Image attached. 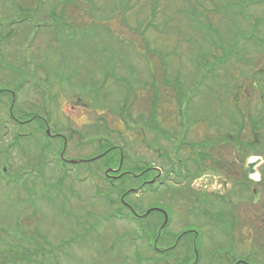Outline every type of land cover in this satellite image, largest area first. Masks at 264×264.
Instances as JSON below:
<instances>
[{
    "label": "rangeland",
    "instance_id": "374dc122",
    "mask_svg": "<svg viewBox=\"0 0 264 264\" xmlns=\"http://www.w3.org/2000/svg\"><path fill=\"white\" fill-rule=\"evenodd\" d=\"M1 1L0 90L17 89L13 110L27 123H15L11 95H0V171L19 170L25 161L18 159L34 158L38 166L58 158L57 142L39 130L43 119L51 133L62 128L71 136L66 159H93L75 162L77 169L67 163L65 172L51 161L18 183L0 175L3 256V247L44 244L51 256L38 254L29 264H264V246L221 221V207L209 205L202 216L186 198L189 189H214L220 141L244 129L247 113L236 112L233 95H252L253 114L264 93V0H11L23 10L14 21ZM203 141L214 142L204 162L197 159L204 149L188 146ZM106 142L117 152L100 149ZM123 155L132 175L157 168L167 184L129 192L139 179L111 183L108 169ZM127 206L140 219L132 220ZM150 208L167 213L162 230L159 215L141 217ZM190 229L199 232L195 243L184 236ZM170 245L163 256L154 252Z\"/></svg>",
    "mask_w": 264,
    "mask_h": 264
},
{
    "label": "flooded vegetation",
    "instance_id": "af4514ba",
    "mask_svg": "<svg viewBox=\"0 0 264 264\" xmlns=\"http://www.w3.org/2000/svg\"><path fill=\"white\" fill-rule=\"evenodd\" d=\"M2 90L12 95V97L17 93L16 89ZM259 95L261 100H258L255 104V110L253 114H251L250 112V102L252 101L250 99L252 95H233V97L235 98L233 106L236 112L240 114L247 113L248 120H244L246 123L244 125V129L242 128L239 134H237V132V136L233 138L231 137V135H228V137H225L224 140L221 141V146H223L224 148L221 151V161L217 162V171H219L217 177L218 186L215 189L209 190L207 192L201 190V195H199L197 191L189 189L187 190L186 198H188V200L192 204L193 211L197 210V212L199 213V210H201V215L203 213V210H207L206 207L209 205H213L215 208L221 207V211H219L221 214H223V216H221V221H227L231 228H233L234 230H238L239 236L243 237L245 241L251 243L253 242L252 245H255V243L257 242L259 245L264 246V132L261 131V129H264V93H261ZM237 97H242L243 99H245L244 101L247 102V104L242 107V103L237 99ZM13 103L14 100L12 101V105ZM222 106H224V104L221 102V107ZM24 113H22V115ZM12 116L13 119H15L16 124H26L24 123V121L18 119L15 113L14 115L12 113ZM35 117H37V115ZM223 119L224 118L222 117V120ZM224 120L226 121V119ZM232 123L235 125L237 124L235 121H233ZM38 124H44L46 128L49 127L48 119H43V121L39 120ZM224 124L225 123L223 122L221 125V129L224 128ZM247 125L251 129H248L246 131L245 127ZM34 132L35 131H32V133L28 137L34 138ZM72 133H74V131H72ZM47 136L54 139L57 142L56 145L58 147H61L63 158H61L60 152L58 159H49L46 161H42L40 164H38V166L36 165V159L34 158L29 160L18 159L20 161H25V164L19 170H17V167H14L12 165H10L9 168L3 166L1 170L2 176L10 178L12 177V181H19L20 179H24L27 181L29 172H33L35 168L38 170V172H40L44 167H47L49 162L55 160L61 162L59 164L60 169L65 172V163L72 164L74 163L73 161H75L74 159L68 160L64 157L67 149L68 138L71 139V136L69 135L67 137L65 135V131L62 128L54 130V132L50 133ZM52 154L54 156L56 155L55 148L53 149ZM249 164H252V173L247 170ZM20 166L21 164L19 165V167ZM109 169H112L113 171L109 172L106 177L111 183H113L114 180L117 181L120 179H124V177L128 175V178H136L141 181L137 188H131L129 189V192L143 191L142 189L145 183L150 181L147 180L144 176L133 175L134 177L132 178L130 170L127 169L117 170V167H111ZM152 172V179H154L156 184H167V179L165 178L166 174H164L157 168H153ZM174 174L175 173H173V175ZM177 184H179V186L183 185L182 183ZM231 194L233 196H231ZM127 209L132 213L133 217H138L137 214L135 215L133 213L134 211L129 206H127ZM227 210L230 211V215L225 217L224 214L227 212ZM157 213L160 217H162L163 222L164 218L162 212L157 211ZM210 217L209 218L213 221L216 219V216ZM232 232L233 231H231V233ZM184 233V236H189V234H192L193 243H195L199 232L190 229L188 231H185ZM253 239L254 241H252ZM234 240L236 241L235 238ZM9 245L11 247L12 243H10ZM42 246L43 248L41 249V244H32L31 250L26 248V254L29 257L36 256L39 254L38 252L36 253V250L38 249V247H40V251L42 252V254L39 255L44 257L43 251H45V245L43 244ZM173 247L174 245H170L169 247H167V249H155L154 252L160 251L157 253L163 256L168 250L173 249ZM244 260H239L236 264H248Z\"/></svg>",
    "mask_w": 264,
    "mask_h": 264
},
{
    "label": "trees",
    "instance_id": "16d2710c",
    "mask_svg": "<svg viewBox=\"0 0 264 264\" xmlns=\"http://www.w3.org/2000/svg\"><path fill=\"white\" fill-rule=\"evenodd\" d=\"M1 1V0H0ZM8 2V5H9V9H10V11H11V13L13 14V15H10L11 17H10V19H11V21L13 20V16L14 15H20V12H22L23 10H22V5H21V2L20 3H17V2H11V0H4V1H1V3H7ZM8 5H6V6H8ZM61 5H63V4H61ZM60 5V6H61ZM5 6V7H6ZM56 7H54L53 9H51L52 10V14H51V16H54V18L57 16V13H56V11L54 10ZM222 8H224V7H222L221 6V9ZM6 16V15H5ZM23 17L25 18V15H23ZM58 19V18H57ZM14 21V20H13ZM60 20L58 19L55 23H58ZM60 23H62V22H60ZM8 31H10L9 32V34L10 33H12V31L13 30H11V29H9ZM199 68V66L197 67V69ZM130 72L132 73V71L130 70ZM104 73V72H103ZM107 74H108V76L110 75L108 72H107ZM203 78V74H201L200 75V79H202ZM118 79V78H117ZM117 79H115L117 82L119 81V82H121L120 80H117ZM130 89H132V85H130V86H128V88L126 89L125 88V94H126V96H125V98L123 99V104L120 106V108L118 109L119 111V113H123L124 111H125V104H127V97H128V94H129V92H130ZM0 94H5L4 93V91L2 90V91H0ZM193 95H190V96H188V98L190 99L191 97H192ZM178 102H179V104H181V99L180 100H178ZM151 109H152V114L150 115V121H153V118H154V116H155V114H154V110H155V106H153V107H151ZM155 113H156V111H155ZM178 113H179V116H183L182 114H184L183 113V111H182V109L180 108L179 109V111H178ZM127 117H129L130 118V115H128ZM142 116H139V119L138 120H142ZM183 118V117H182ZM186 129H187V127H186ZM187 131L188 130H186V132L185 133H182L183 134V136H185V134H187ZM188 146H189V148H190V150H191V152L193 153V149L194 148H199V149H204V151L202 152V151H198V153L199 154H197V159L199 158L200 160H205V159H207L208 157H207V154H206V150L207 149H209L210 147H212V146H214V142H209V141H203V142H201V143H189L188 144ZM108 147H110V149L111 150H113V147H111V146H109L108 145V142H106V144H104V145H101V147H100V149H106V148H108ZM122 150V154H124V149L122 148L121 149ZM198 150V149H197ZM197 150H196V152H197ZM122 158H123V160H124V155L122 156ZM148 168V167H147ZM146 167H144V168H142V169H140L139 170V172H141V171H144L145 169H147ZM149 171V170H148ZM147 171V172H148ZM146 171H145V173H147ZM144 173V174H145ZM177 177H179V174L177 173ZM125 191V190H124ZM121 204H122V202H121ZM123 205V204H122ZM155 214V213H154ZM132 220H137V219H135V218H132ZM9 248H10V245H9ZM39 253V254H42V252L39 250V249H37L36 250V253ZM44 253H43V255L44 256H46V257H50L51 255L50 254H48V253H46V251H43ZM6 254L7 255H9V256H6ZM2 254H0V259L2 260H0L1 261V263L2 264H9V263H7V262H10V264H18V263H31V262H33L32 260H30L31 258L26 254V248H20V245L18 244V245H16L14 248H12L11 250L10 249H7L5 252H4V255L5 256H1ZM184 262L185 261H183L182 263H180V264H184ZM33 263H35V262H33ZM187 263V262H186Z\"/></svg>",
    "mask_w": 264,
    "mask_h": 264
},
{
    "label": "water",
    "instance_id": "95a60500",
    "mask_svg": "<svg viewBox=\"0 0 264 264\" xmlns=\"http://www.w3.org/2000/svg\"><path fill=\"white\" fill-rule=\"evenodd\" d=\"M251 165H252V164H249V165H248V169H247L250 173H252V170H251V167H252V166H251ZM148 212H149V211H148ZM148 212H147V213H148ZM163 214H164V225H165V223H166V221H167V215H166L164 212H163Z\"/></svg>",
    "mask_w": 264,
    "mask_h": 264
}]
</instances>
